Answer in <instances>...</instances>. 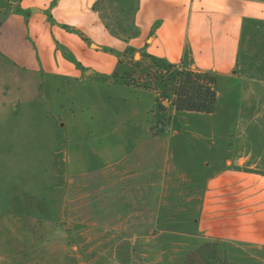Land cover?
Returning a JSON list of instances; mask_svg holds the SVG:
<instances>
[{
    "label": "crops",
    "instance_id": "crops-1",
    "mask_svg": "<svg viewBox=\"0 0 264 264\" xmlns=\"http://www.w3.org/2000/svg\"><path fill=\"white\" fill-rule=\"evenodd\" d=\"M150 61L214 73L215 112L160 108L155 90L118 78ZM142 113L158 129L145 134ZM50 137V163L31 168ZM97 171L112 226L157 227L188 204L194 246L264 264V0H0V211L42 220L49 177L62 191L101 183Z\"/></svg>",
    "mask_w": 264,
    "mask_h": 264
},
{
    "label": "rangeland",
    "instance_id": "rangeland-1",
    "mask_svg": "<svg viewBox=\"0 0 264 264\" xmlns=\"http://www.w3.org/2000/svg\"><path fill=\"white\" fill-rule=\"evenodd\" d=\"M247 42L243 41L241 61L245 58ZM152 64L151 61L144 63L145 74L157 73ZM223 85L222 82L218 84L220 91ZM68 115L69 110L65 118H69ZM197 115L199 116L195 113L193 116ZM158 117L164 119L163 115ZM148 122L154 129L159 127L155 116L142 113L138 126H143L145 134ZM195 133L196 130L191 128L186 137H181L194 139ZM54 145V140L50 137L48 146L39 149L33 147L29 162L31 168L37 169L39 161L49 164ZM78 148L81 153L92 155L99 147ZM68 149L72 151L71 147ZM96 166L101 167L102 164L98 163ZM103 174L104 171H97L95 176H100V180L94 176L101 183L91 185L89 182H94L93 179L81 178L78 186L69 187L67 190L64 188L62 191L55 187L60 180L49 177L46 188L48 201L44 205L48 216L42 220L34 217L36 212L32 211L35 209H29V212L1 210L0 264H176L180 260H183V264H230L227 258H223L218 245L211 242L194 246L193 240L197 238L193 222L196 210L188 204L186 206L189 212L162 210L160 222L163 225L157 227L112 226L115 219L119 218V211L107 210L105 197L100 191L103 187ZM172 182L181 183L182 187V179ZM78 202L80 208L72 212L71 209L76 207ZM173 207L181 209L185 206L181 203L170 206ZM194 207H197V204ZM175 219L181 220L180 223H173ZM8 220L11 222L9 226L6 224ZM120 223L121 221L116 222ZM185 238L188 246H185ZM189 246H192V249Z\"/></svg>",
    "mask_w": 264,
    "mask_h": 264
},
{
    "label": "trees",
    "instance_id": "trees-1",
    "mask_svg": "<svg viewBox=\"0 0 264 264\" xmlns=\"http://www.w3.org/2000/svg\"><path fill=\"white\" fill-rule=\"evenodd\" d=\"M152 63L157 69L154 75L145 74L143 69L145 65L142 62H135L131 71L116 75L128 84L155 90L160 108L162 101L168 100L177 112L197 114L215 112L218 91L217 76L214 73L180 68L172 64ZM176 264H183V260L177 261Z\"/></svg>",
    "mask_w": 264,
    "mask_h": 264
}]
</instances>
